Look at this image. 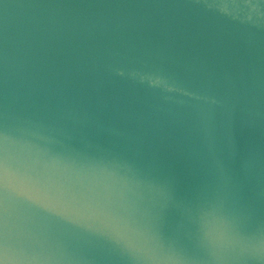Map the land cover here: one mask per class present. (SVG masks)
Returning <instances> with one entry per match:
<instances>
[{
  "label": "water",
  "instance_id": "1",
  "mask_svg": "<svg viewBox=\"0 0 264 264\" xmlns=\"http://www.w3.org/2000/svg\"><path fill=\"white\" fill-rule=\"evenodd\" d=\"M221 2L0 0V124L55 129L57 150L111 174L109 200L139 190L170 229L222 171L264 216V19ZM80 242L90 264H128L104 237Z\"/></svg>",
  "mask_w": 264,
  "mask_h": 264
},
{
  "label": "clouds",
  "instance_id": "2",
  "mask_svg": "<svg viewBox=\"0 0 264 264\" xmlns=\"http://www.w3.org/2000/svg\"><path fill=\"white\" fill-rule=\"evenodd\" d=\"M210 7L264 19V0ZM57 135L7 115L0 124V264H90L81 235L104 237L128 264H264V216L226 171L215 196L190 202L180 225L170 229L155 201L139 190L109 200L105 179L111 174L57 150ZM69 186L86 191L69 197L63 191ZM52 217L66 227L54 228Z\"/></svg>",
  "mask_w": 264,
  "mask_h": 264
},
{
  "label": "snow or ice",
  "instance_id": "3",
  "mask_svg": "<svg viewBox=\"0 0 264 264\" xmlns=\"http://www.w3.org/2000/svg\"><path fill=\"white\" fill-rule=\"evenodd\" d=\"M3 214H4V197H3L2 180H0V223H2Z\"/></svg>",
  "mask_w": 264,
  "mask_h": 264
}]
</instances>
